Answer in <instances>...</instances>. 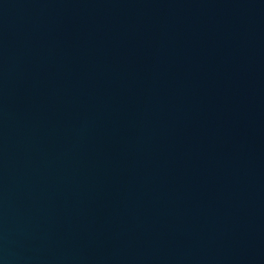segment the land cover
<instances>
[{
    "label": "water",
    "instance_id": "water-1",
    "mask_svg": "<svg viewBox=\"0 0 264 264\" xmlns=\"http://www.w3.org/2000/svg\"><path fill=\"white\" fill-rule=\"evenodd\" d=\"M0 264H264V0H0Z\"/></svg>",
    "mask_w": 264,
    "mask_h": 264
}]
</instances>
